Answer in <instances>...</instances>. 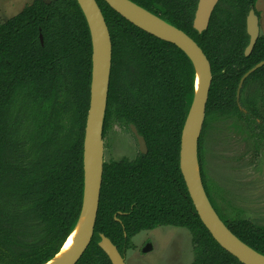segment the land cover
Instances as JSON below:
<instances>
[{"label":"trees","instance_id":"16d2710c","mask_svg":"<svg viewBox=\"0 0 264 264\" xmlns=\"http://www.w3.org/2000/svg\"><path fill=\"white\" fill-rule=\"evenodd\" d=\"M132 1L184 30L209 58L213 79L198 150L203 186L224 223L264 254V225L223 213L204 157L209 118L214 113L244 118L236 100L240 79L264 60L263 34L245 54L246 17L258 0H220L202 32L193 26L198 0ZM97 2L113 44L104 131L115 120L133 123L148 152L134 161L104 163L94 235L76 264H112L98 245L100 233L123 254L134 235L161 225L191 232L192 264H244L206 228L180 170L181 132L195 93L192 61L105 0ZM91 70V35L77 0H33L0 23L1 264H45L78 222ZM250 83L258 90L256 102L264 87V65L245 79L242 91ZM251 112L264 120L258 108Z\"/></svg>","mask_w":264,"mask_h":264},{"label":"water","instance_id":"95a60500","mask_svg":"<svg viewBox=\"0 0 264 264\" xmlns=\"http://www.w3.org/2000/svg\"><path fill=\"white\" fill-rule=\"evenodd\" d=\"M105 1L115 11L137 27L158 38L177 45L192 61L196 72L195 93L181 132L179 153L181 173L195 206V210L213 238L242 263L264 264V254L242 241L224 223L211 204L203 186L198 160V150L213 79L211 62L206 53L184 30L169 23L134 1ZM219 1L220 0H198L193 26L199 32L208 28L213 11ZM45 2L50 3V0H45ZM77 2L86 17L92 44L90 103L83 141V201L78 222L72 232L78 225H81V228L77 233L76 241L73 246L51 264H76L91 243L99 210L105 163L103 127L109 94L113 44L108 24L97 0H77ZM246 30L249 35V42L245 48V54L250 55L260 36V18L255 8H251L247 14ZM40 38L43 42L42 34H40ZM263 65L264 60L258 62L249 69L241 78L239 89L244 80ZM197 78H199L198 84ZM132 128L137 133L141 150L147 152V145L144 137L138 134L134 125H132ZM100 238L98 245L107 254L111 263L126 264L124 255L110 237L104 233H100ZM150 248L151 244H148L144 250L147 251L150 250ZM58 253L45 264L54 260Z\"/></svg>","mask_w":264,"mask_h":264},{"label":"rangeland","instance_id":"374dc122","mask_svg":"<svg viewBox=\"0 0 264 264\" xmlns=\"http://www.w3.org/2000/svg\"><path fill=\"white\" fill-rule=\"evenodd\" d=\"M32 2L0 0V23ZM255 9L259 12L260 35H264V0H258ZM250 87L248 93H258L253 84ZM227 119L230 116L219 113L209 118L204 152L206 173L220 194L215 198L223 213L229 217L240 215L264 225V142L254 155L245 131ZM132 139L130 132L122 128L111 129L105 139V160L127 153V156L134 155L135 141ZM146 241L152 243L150 252L142 251ZM129 243L128 264H191L194 260L192 235L185 227L158 226L142 230Z\"/></svg>","mask_w":264,"mask_h":264},{"label":"flooded vegetation","instance_id":"af4514ba","mask_svg":"<svg viewBox=\"0 0 264 264\" xmlns=\"http://www.w3.org/2000/svg\"><path fill=\"white\" fill-rule=\"evenodd\" d=\"M51 1L52 0H50V2ZM1 23H3V22H1ZM239 84H240V82H239ZM243 84H244V82H243ZM243 84L240 87V89H239V85H238L237 92H236V100H237L239 108L244 112V114H243L244 118L241 119V118L238 117V115L232 113L230 115V119L229 120L227 119V121L229 123H230V121H232V123H234V126L237 125V127L238 128L240 127V129L243 132L245 131V133L247 134V139H248L249 146L253 148L251 151L253 152L254 155H256L259 152V150H260V145L264 142V120L260 119L258 117L257 118L254 117L253 113L251 112V110H252V108L253 109L258 108L260 113L264 116V102L262 101V97L264 95V87L261 88V97L257 98V101L255 102L253 100L254 94L253 93L252 94L248 93V90H247V88L250 89L251 88L250 86L252 84H254V83L248 84L246 89L244 91H242ZM132 125H134V124L130 123V124L126 125V124H124V123H122L120 121L115 120V122L112 123L111 127L106 129L105 131H104V127H103L104 148H105V139L107 138L110 130L113 129V128L119 127L120 129L122 128L125 131L130 132V134L132 135V138H134V140L132 139V141H135L134 146H135V150H136V152L132 156H127V154H128L127 153V154H125L122 157H118L117 159L110 158L109 160H105L106 163H110L112 161L121 162L124 159H127L128 161H134L138 157L139 153L146 154L148 152V146H147V152H143L141 150L140 141L138 139L137 133L133 130ZM227 125H229V124H227ZM135 128L137 129L136 126H135ZM137 131H138V129H137ZM138 134L143 136L139 131H138ZM144 139H145V137H144ZM146 145H147V143H146ZM104 159H105V157H104ZM161 226H165V225H161ZM173 227H180V226H173ZM148 244H151V248H150V250H147V252H150L152 250V243H150V241H146L144 246H142V251L143 252H145L144 248ZM127 250L123 253V255L125 257V260H126V264H128V262H127ZM193 255H194V252H193ZM194 258H195V255H194ZM193 261H192V263H193Z\"/></svg>","mask_w":264,"mask_h":264},{"label":"bare ground","instance_id":"6f19581e","mask_svg":"<svg viewBox=\"0 0 264 264\" xmlns=\"http://www.w3.org/2000/svg\"><path fill=\"white\" fill-rule=\"evenodd\" d=\"M198 79L199 78H197V84H198ZM80 228H81V225H78L77 227H76V229L71 233V235L68 237V239H67V241H66V243L64 244V246H63V248L61 249V251L58 253V255H57V257L54 259V260H52V261H50L48 264H51V263H53L57 258H59V257H61L69 248H71L72 246H73V244L75 243V241H76V236H77V233L79 232V230H80Z\"/></svg>","mask_w":264,"mask_h":264}]
</instances>
